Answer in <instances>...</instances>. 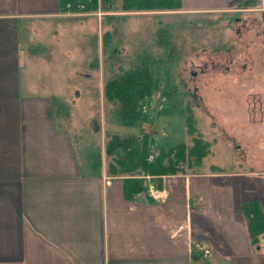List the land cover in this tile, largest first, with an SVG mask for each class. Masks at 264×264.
<instances>
[{
	"label": "crops",
	"instance_id": "1",
	"mask_svg": "<svg viewBox=\"0 0 264 264\" xmlns=\"http://www.w3.org/2000/svg\"><path fill=\"white\" fill-rule=\"evenodd\" d=\"M231 1L181 0L180 9H240L243 0ZM63 10L59 0H0V264H264V232L253 245L241 208L256 200L264 211V170L115 174L129 148L106 153L109 136L138 144L150 127L101 134L93 116L65 115L63 76L89 78L92 68L73 71L72 50L61 68L62 37L73 42L90 16ZM77 122L94 125L80 133ZM133 177L167 197L131 192Z\"/></svg>",
	"mask_w": 264,
	"mask_h": 264
},
{
	"label": "rangeland",
	"instance_id": "2",
	"mask_svg": "<svg viewBox=\"0 0 264 264\" xmlns=\"http://www.w3.org/2000/svg\"><path fill=\"white\" fill-rule=\"evenodd\" d=\"M100 3L110 13L120 10L121 0ZM263 8L260 0V7L238 9L233 3L234 10L224 12L120 11L100 21L80 17L74 41L62 37L61 68L67 71L66 54L72 50L71 69L83 70L89 63L92 70L89 78L63 76V112L81 121L93 116L101 134L103 129L125 135L140 125L150 127L154 149L208 143L200 164L189 158L193 169L248 170L251 163L263 171ZM140 66L148 79L135 110L122 116L121 104L108 98L105 85ZM93 125L71 126L84 133Z\"/></svg>",
	"mask_w": 264,
	"mask_h": 264
},
{
	"label": "trees",
	"instance_id": "3",
	"mask_svg": "<svg viewBox=\"0 0 264 264\" xmlns=\"http://www.w3.org/2000/svg\"><path fill=\"white\" fill-rule=\"evenodd\" d=\"M110 1L112 0H102L103 3H109ZM77 2L86 3L87 0H59L63 9H65L67 3L74 6ZM259 2L260 0H243L237 5L239 8H246L248 6L255 7ZM95 4V0H92V5L89 6L87 4L86 8H94ZM180 8L181 0H121L122 12L179 10ZM147 79L148 71L146 67L140 66L129 73H125L119 79H112L106 83V94L121 104L122 116H127L135 110L138 92ZM187 122L189 126L188 132L191 134L192 130L190 128L191 122L189 118H187ZM134 142L135 137L133 135L122 138L116 134L109 136L106 143V153H113L118 147L129 148L126 154L115 156V165H112L113 167L111 166L109 170L119 175H145L148 173L152 176H158L184 173L185 167L192 165L188 161L189 158L194 157L196 164H199L201 159L206 155L208 148V143H200L199 140L191 148H188L184 143H180L169 148L155 149L153 161L147 162L148 136L144 135L138 144ZM129 183L130 191L133 193L147 188V182L143 178H130ZM241 208L246 218V228L250 241L253 245L257 246L258 236L264 232V211L259 207L256 200L241 203Z\"/></svg>",
	"mask_w": 264,
	"mask_h": 264
},
{
	"label": "built area",
	"instance_id": "4",
	"mask_svg": "<svg viewBox=\"0 0 264 264\" xmlns=\"http://www.w3.org/2000/svg\"><path fill=\"white\" fill-rule=\"evenodd\" d=\"M87 4L91 6L92 0H87L86 3L77 2L74 6H71L70 4L67 3L65 5V10L63 12L66 15H72V16L94 15L96 16L98 21H100L107 14L106 12L100 10L99 0H97V8L94 11H89L86 8ZM153 159H154V153L151 150H149L146 160L147 162H152ZM138 194L140 195L141 193ZM144 194L156 201L163 200L165 197H167V192L165 190H158L152 185H148ZM200 248L203 250L204 254H208V250L204 245L203 246L201 245Z\"/></svg>",
	"mask_w": 264,
	"mask_h": 264
}]
</instances>
